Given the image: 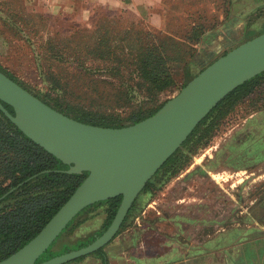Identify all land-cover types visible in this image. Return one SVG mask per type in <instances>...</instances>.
I'll return each instance as SVG.
<instances>
[{
	"label": "rangeland",
	"instance_id": "rangeland-1",
	"mask_svg": "<svg viewBox=\"0 0 264 264\" xmlns=\"http://www.w3.org/2000/svg\"><path fill=\"white\" fill-rule=\"evenodd\" d=\"M79 1L84 0H72L58 15L45 4L38 5L35 15L25 10L20 20L12 18V25L4 16L0 68L51 104L56 100L63 108L112 115L124 127L130 125L131 114L154 110L177 95L186 65L195 75L230 48L258 36L249 34L264 30V18L251 21L248 15L253 0H134L136 13L112 15ZM234 2L238 4L231 12ZM245 3L248 7H243ZM193 27L203 30L197 42L189 40ZM211 40L230 46L204 60ZM163 68L174 84L159 92L147 78ZM246 104L234 107L207 139V146L191 154L175 176L152 194L137 197L134 212L120 231L124 242L122 249H116L129 251L121 256L132 254L131 240L135 244L138 240L133 231L148 223L160 230L158 238L165 236L185 247L198 238L214 245L226 236L233 240L235 228L243 231L236 237L239 240L264 239V148L259 152L261 146L255 145L253 152L242 147L241 137L236 140L250 130L251 115L260 109ZM104 208L90 209L77 218L75 228L51 245L53 254L75 250L77 242L98 233ZM256 254L249 252L246 261L252 264Z\"/></svg>",
	"mask_w": 264,
	"mask_h": 264
},
{
	"label": "water",
	"instance_id": "water-1",
	"mask_svg": "<svg viewBox=\"0 0 264 264\" xmlns=\"http://www.w3.org/2000/svg\"><path fill=\"white\" fill-rule=\"evenodd\" d=\"M263 72L264 33L207 65L152 116L126 127L105 128L59 113L0 71L3 115L27 138L67 165L64 173H87L39 233L0 264H67L105 247L146 183L200 121L230 92ZM118 196L121 202L112 222L93 242L36 263L82 210Z\"/></svg>",
	"mask_w": 264,
	"mask_h": 264
},
{
	"label": "trees",
	"instance_id": "trees-1",
	"mask_svg": "<svg viewBox=\"0 0 264 264\" xmlns=\"http://www.w3.org/2000/svg\"><path fill=\"white\" fill-rule=\"evenodd\" d=\"M13 1L14 0H8L3 3L2 7H7V13H5L3 17H0V21L6 20L4 16L9 17L7 20L9 24L12 23V18L14 19V17L20 20L19 17L22 16V10L19 11V9H21V6H15ZM13 4L14 7L12 6ZM236 4L238 3H231V12L233 11L232 7ZM252 5L253 8L249 9L248 13L250 18L253 17L250 20L264 18V0H253ZM244 6L248 7L246 3L243 4V7ZM11 25L8 28H10ZM262 33H264V30L261 33L249 35H260ZM189 35H191L189 40L197 42L199 35H203V30L200 27H193ZM254 37L255 36L248 40ZM225 54L226 52L222 53L220 56ZM152 58L155 59L156 56L152 55ZM158 60L162 63L165 60V56L161 54ZM188 66L189 65H186L183 69L185 80L180 89L204 69H201L195 75H191ZM0 71L52 109L78 122L105 128H121L125 126L119 124L118 119L112 115H97L69 107L63 108L56 100L51 104L50 101L45 98H40L31 93L9 73H6L1 68ZM147 80L153 84L155 89L159 92L174 84L172 75H169V71L166 68H163L161 72L157 73L155 76L148 77ZM262 96L264 97V72L246 81L224 97L200 121L181 146L163 163L152 179L146 183L139 195L143 193L152 194L155 188L158 189V187L166 183L184 168L188 163V157L194 154L196 150L207 146V139L213 136L218 124L235 106L240 105L244 101L250 103L255 102V106H257V104L263 100ZM252 99H254V101ZM163 104L164 103L148 112H136L131 114L129 117L130 125L152 116ZM2 105L10 114H14L10 106L4 103H2ZM67 169V165L63 164L27 138L0 111V261L19 250L36 236L87 176V173L66 174L64 171ZM136 201L137 198L115 237L124 228L126 221H128L133 214ZM120 202L121 196H118L86 207L67 224L60 235L62 236L65 232L73 230L76 226L75 220L90 209L105 207V219L101 229L86 241L77 242L76 249L88 245L93 242L96 237L100 236L110 225ZM51 245L37 259L36 263L46 261L56 256L53 254ZM69 251L71 250L68 248L62 249L61 253L63 254ZM91 255L101 258L103 264H107L102 249ZM81 259L82 258L77 259L76 261Z\"/></svg>",
	"mask_w": 264,
	"mask_h": 264
},
{
	"label": "crops",
	"instance_id": "crops-1",
	"mask_svg": "<svg viewBox=\"0 0 264 264\" xmlns=\"http://www.w3.org/2000/svg\"><path fill=\"white\" fill-rule=\"evenodd\" d=\"M8 0H0V17H3V3ZM72 0H14L13 3L15 6H21L22 13L28 11V15H32L34 11H37L36 8L39 5H46L49 12H56L60 14L61 9L66 7ZM77 2V1H75ZM90 6V9L97 8L105 9L107 12L112 13L119 12L124 14H130V12L137 11L134 0H84L79 1ZM14 4L12 5L14 7ZM44 5V6H45ZM88 11L89 9L86 8ZM57 11H59L57 13ZM96 11V10H95ZM95 17H99L98 12H93ZM21 14V13H19ZM109 15V14H108ZM139 17L140 14H138ZM142 18V17H141ZM30 19L29 17L27 18ZM205 35V39H206ZM209 48L207 49V57L204 60H208L215 56V52L220 54L223 50L229 48V43L226 41H215L211 40L209 42ZM233 49L230 48V50ZM229 51V50H227ZM203 60V61H204ZM263 100L257 104L260 109H257L255 102L251 103V106L255 107L257 110L252 113V119L254 122L251 125L250 130H246L245 133L237 135V141L241 137L242 147H248V150L254 151V146H261L258 151L264 148V97ZM254 101V99H252ZM247 101L242 103L243 108ZM253 104V105H252ZM250 131V132H249ZM245 149V148H244ZM158 229V228H157ZM233 229V228H232ZM133 231L138 236L137 243L131 240L132 254L121 256V254L129 251L117 250V246L122 249L123 240L120 239V233L105 247L102 248V252L105 256L107 264H250L246 261L248 253H257L255 255V261L252 264H264V239L263 238H248L239 240L236 237H241L243 231L235 228V239L230 237L233 240H228L226 236L224 240H219V244H213V241L206 239L198 238L197 241L193 240L188 245V247L183 246L179 242H175L165 238V236L157 237L158 230H154L153 226L145 224L144 226H139ZM160 231V230H159ZM126 234V231L123 234ZM202 239V240H201ZM212 242V243H211ZM211 243V244H210ZM135 244V245H134ZM218 246V247H216ZM252 247V250L249 248ZM216 248L217 250H213ZM121 256V257H120ZM80 259V258H79ZM77 260V259H76ZM75 260V261H76ZM72 261L67 264H103L101 258L89 255L82 257L79 261Z\"/></svg>",
	"mask_w": 264,
	"mask_h": 264
},
{
	"label": "flooded vegetation",
	"instance_id": "flooded-vegetation-1",
	"mask_svg": "<svg viewBox=\"0 0 264 264\" xmlns=\"http://www.w3.org/2000/svg\"><path fill=\"white\" fill-rule=\"evenodd\" d=\"M76 250V249H75Z\"/></svg>",
	"mask_w": 264,
	"mask_h": 264
}]
</instances>
